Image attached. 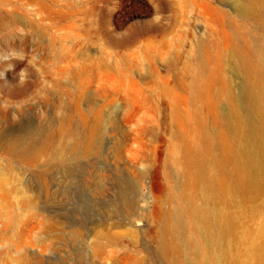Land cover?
Here are the masks:
<instances>
[{"label":"rangeland","instance_id":"1","mask_svg":"<svg viewBox=\"0 0 264 264\" xmlns=\"http://www.w3.org/2000/svg\"><path fill=\"white\" fill-rule=\"evenodd\" d=\"M263 108L264 0H0V264H260Z\"/></svg>","mask_w":264,"mask_h":264},{"label":"bare ground","instance_id":"2","mask_svg":"<svg viewBox=\"0 0 264 264\" xmlns=\"http://www.w3.org/2000/svg\"><path fill=\"white\" fill-rule=\"evenodd\" d=\"M241 7V6H240ZM262 123L259 126H255L253 128V133L258 135V133L263 134V140L259 142V147L264 149V108L260 110ZM258 118V117H257ZM1 141V137H0ZM238 158L242 161V165H240L241 170H250V183L252 184L253 189L258 188V183L256 178L254 177L255 171L252 169L254 164L252 162V156L250 157L249 153L245 151V149H241L238 153ZM241 175L244 173L240 171ZM240 175V176H241ZM196 187L202 190L204 193L203 201L206 204L215 203L217 204L220 201V198L216 195H213V186L216 184V181H209L206 177L201 175L200 173L195 175ZM211 193V195H209ZM192 204L188 203L185 207L179 208L175 211L174 220L179 228H184L189 225L190 228H194V230L200 234V236H196L193 239L196 241L194 244L197 246L200 253H210L213 249L216 250L217 253L220 252L222 240L229 236L232 232V227L230 226V219L228 216L224 215L222 212L217 213L209 210V207L199 208L196 207L192 210L189 215L185 213L187 208L191 207ZM213 221V222H212ZM169 227V222L167 221L165 226H162L163 233L170 234L173 233ZM179 229L175 235L179 236ZM174 236V235H173ZM201 239L204 242L201 241ZM230 239V238H229ZM193 240V241H194ZM169 249V241L164 240L163 244L160 247V250L163 255L166 254V251ZM252 261H255L254 257H252ZM257 261L262 264L264 262V256L261 259H257ZM174 264H179L178 260L173 261ZM203 264H208L203 261ZM214 264H220V257L215 259Z\"/></svg>","mask_w":264,"mask_h":264}]
</instances>
